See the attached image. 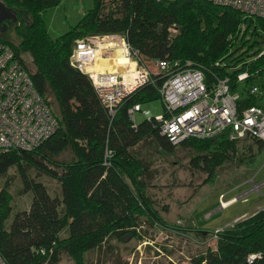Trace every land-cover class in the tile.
<instances>
[{
    "label": "trees",
    "instance_id": "trees-1",
    "mask_svg": "<svg viewBox=\"0 0 264 264\" xmlns=\"http://www.w3.org/2000/svg\"><path fill=\"white\" fill-rule=\"evenodd\" d=\"M0 1L19 18L13 24L18 43L7 32L0 34V42L13 48L59 120L55 131L33 150L10 149L0 155V177L15 168L24 193H31L29 207L17 209L9 184L0 188V255L6 264H58L64 255L86 264V253L105 247L111 237L136 238L143 225L172 228L150 192L152 161L141 159L133 149L143 140L154 141L156 150L170 154L178 146L192 147L198 152L193 166L212 176L215 168L234 161L240 140L190 137L175 145L161 133L155 118L131 120L132 105L162 103L164 76L153 71V82L129 96L112 117L92 78L72 61L77 40L121 34L139 51L142 62L166 59L174 68L188 64L208 78L225 73L235 88L243 69L249 72L246 85L263 80L264 36L251 39L259 33L257 26L251 35L249 30L258 21L264 31V18L244 17L241 10L209 0H93L75 26L53 36L44 11L62 0ZM238 66L240 71L232 69ZM241 104L256 103L247 98ZM246 140L258 146L248 161L253 163L264 142ZM42 175L59 184L58 192L51 193L38 179ZM216 231V247L192 256V264H264V209Z\"/></svg>",
    "mask_w": 264,
    "mask_h": 264
},
{
    "label": "built area",
    "instance_id": "built-area-1",
    "mask_svg": "<svg viewBox=\"0 0 264 264\" xmlns=\"http://www.w3.org/2000/svg\"><path fill=\"white\" fill-rule=\"evenodd\" d=\"M209 1L241 10L247 17L264 18V0ZM98 38L89 36L78 41L72 61L92 78L102 104L114 117L129 96L153 82V72L141 66L139 51L122 35L114 34L104 42ZM119 44L123 46L125 58L136 60L133 72L129 69L97 73L89 70L100 49L112 51ZM156 64L158 74L164 76L160 87L163 112L153 114L150 108L136 103L128 109L131 120L136 121L138 113L149 120L155 118L161 133L175 145L190 137L227 136L229 140L252 137L264 142V76L259 83L246 85L249 72L241 70L242 66L234 67L235 71H241L235 78L238 85L232 88L233 78L224 76L225 73L208 78L201 69L187 68L188 64L174 68L166 59L157 60ZM247 98H252L256 104H241V100ZM58 126V118L34 87L13 48L0 42V155L10 149L33 150ZM0 264H6L1 255Z\"/></svg>",
    "mask_w": 264,
    "mask_h": 264
},
{
    "label": "rangeland",
    "instance_id": "rangeland-1",
    "mask_svg": "<svg viewBox=\"0 0 264 264\" xmlns=\"http://www.w3.org/2000/svg\"><path fill=\"white\" fill-rule=\"evenodd\" d=\"M92 4L93 0H62L60 4L46 9L44 14L48 19L50 33L59 36L70 30ZM255 26L259 35H253L251 39L262 38L264 31L258 21L252 24L250 35ZM111 35L114 34L91 36H98V40L104 41L105 38H111ZM6 36L16 43L19 41L13 27ZM86 37L78 39L77 42ZM26 56L31 62L30 56L28 54ZM126 59L128 63L122 62L121 56L119 60L101 63H105L107 68L112 67L110 71L125 72L129 69L131 73L136 68V60L133 57ZM146 60L143 59L141 66L157 73L156 62L148 60L145 65ZM101 63L98 64L100 67L97 66L98 70L105 67ZM118 63L126 66L119 69L115 66ZM144 107L150 108L153 114L159 115L163 112L159 100ZM142 118L143 116L138 113L137 119ZM155 147L154 141L150 143L143 140L133 152L143 160L152 161L155 172L150 179L153 185L150 192L155 196L156 206L161 215L172 228H147L143 225L139 229V236L136 238L131 236L128 241L120 237H111L105 247L86 253V264H192V256L203 252L209 246L216 247V230L226 228L256 210L264 209V149L253 163H249L251 152L258 151L257 144L251 140H240L237 145V157L234 161L215 168L213 177L208 170L203 171L193 166L192 159L198 152L192 147L178 146L171 154L162 152L161 149L156 150ZM67 154L61 158L65 159ZM242 157L246 158L245 162L237 163ZM38 179L47 184L52 194L60 189L59 184L47 175H42ZM6 183L15 197L14 206L17 209L28 208L31 193H24L22 180L15 168L5 177H0V188ZM256 185L259 188H256ZM224 201L228 203L225 206ZM13 216L14 213L9 222H12ZM175 227L181 228L182 231L174 229ZM191 229L193 231H189ZM207 231L215 232L204 234ZM58 264L76 263L69 255H64Z\"/></svg>",
    "mask_w": 264,
    "mask_h": 264
},
{
    "label": "crops",
    "instance_id": "crops-1",
    "mask_svg": "<svg viewBox=\"0 0 264 264\" xmlns=\"http://www.w3.org/2000/svg\"><path fill=\"white\" fill-rule=\"evenodd\" d=\"M116 35L121 37V34H116ZM111 36H113V35H111ZM107 39L108 38H105L104 41H106ZM122 49H123V46L121 44L117 45L112 51H104L103 49H100L98 51V55H97V58H96L97 61L95 60L93 65L89 67V70L97 73V72L100 71V70L97 69V66H98L99 63L104 62V61H115L117 59L119 60V56H121V55L123 56ZM148 60L149 59L146 60L145 65L147 64ZM149 61L155 62V61H152V60H149ZM115 66L118 67L119 69L121 68V64H119V63L117 65H115ZM123 66L125 67L126 65H123ZM124 67H122V68H124ZM110 70H111L110 68L105 69V71H110Z\"/></svg>",
    "mask_w": 264,
    "mask_h": 264
},
{
    "label": "water",
    "instance_id": "water-1",
    "mask_svg": "<svg viewBox=\"0 0 264 264\" xmlns=\"http://www.w3.org/2000/svg\"><path fill=\"white\" fill-rule=\"evenodd\" d=\"M6 19H11L13 21L17 20L16 14L13 12L11 8H8L3 2L0 1V31L4 32L8 28V24L4 23L3 21ZM207 232H204V234ZM131 237L130 234H128L126 237H123L124 241H128Z\"/></svg>",
    "mask_w": 264,
    "mask_h": 264
},
{
    "label": "flooded vegetation",
    "instance_id": "flooded-vegetation-1",
    "mask_svg": "<svg viewBox=\"0 0 264 264\" xmlns=\"http://www.w3.org/2000/svg\"><path fill=\"white\" fill-rule=\"evenodd\" d=\"M7 6V5H6ZM8 8H11V7H9V6H7ZM12 9V8H11ZM13 10V12L16 14V16H17V20L16 21H13V20H11V19H6V20H4L3 21V24L4 23H7L8 24V28H7V30L6 31H4V32H2V31H0V34H2V33H5V32H8V30H10L9 28H12L13 27V24L15 23V22H18L19 21V18H18V12L15 10V9H12Z\"/></svg>",
    "mask_w": 264,
    "mask_h": 264
},
{
    "label": "bare ground",
    "instance_id": "bare-ground-1",
    "mask_svg": "<svg viewBox=\"0 0 264 264\" xmlns=\"http://www.w3.org/2000/svg\"><path fill=\"white\" fill-rule=\"evenodd\" d=\"M117 53H118V52H117ZM99 59H100V58H99ZM121 60H122V62H126V63H128V60H127L124 56H122V55H121ZM96 61H97V60H96ZM101 64L104 65L105 63H104V64L101 63ZM105 65H106V64H105ZM105 65H104V66H105ZM98 66H99V65H98ZM99 67H100V66H99ZM99 67H98V68H99ZM113 67H114V66H113ZM121 67H124L122 63H121ZM109 68L112 69V67H110V66H109ZM105 69H107L106 66L100 68V70H102V71H104ZM115 69H116V68H115ZM115 69H113V70H115ZM133 71H134V70H133ZM227 204H228V203L224 201L223 205L225 206V205H227Z\"/></svg>",
    "mask_w": 264,
    "mask_h": 264
}]
</instances>
